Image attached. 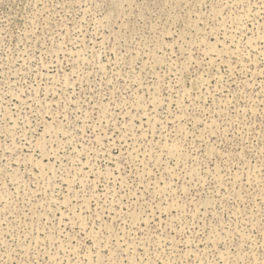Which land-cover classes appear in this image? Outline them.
<instances>
[{"label":"rangeland","instance_id":"rangeland-1","mask_svg":"<svg viewBox=\"0 0 264 264\" xmlns=\"http://www.w3.org/2000/svg\"><path fill=\"white\" fill-rule=\"evenodd\" d=\"M0 264H264V0H0Z\"/></svg>","mask_w":264,"mask_h":264}]
</instances>
